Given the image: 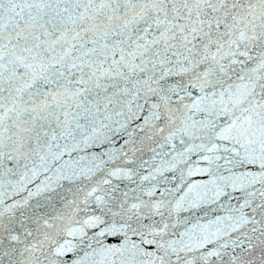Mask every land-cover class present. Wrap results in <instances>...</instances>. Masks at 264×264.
I'll return each mask as SVG.
<instances>
[{"label":"snow or ice","instance_id":"1","mask_svg":"<svg viewBox=\"0 0 264 264\" xmlns=\"http://www.w3.org/2000/svg\"><path fill=\"white\" fill-rule=\"evenodd\" d=\"M0 264H264V0H0Z\"/></svg>","mask_w":264,"mask_h":264}]
</instances>
